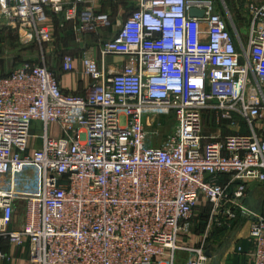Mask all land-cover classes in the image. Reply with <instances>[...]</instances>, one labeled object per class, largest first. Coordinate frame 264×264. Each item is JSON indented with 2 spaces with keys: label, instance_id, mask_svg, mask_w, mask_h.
<instances>
[{
  "label": "built area",
  "instance_id": "2783aa9c",
  "mask_svg": "<svg viewBox=\"0 0 264 264\" xmlns=\"http://www.w3.org/2000/svg\"><path fill=\"white\" fill-rule=\"evenodd\" d=\"M120 1L0 0L24 43H49L54 15L81 36L119 23L97 55L80 40L83 93L45 63L0 76V241L31 264H175L177 252L213 264L182 238L205 199L229 229L249 217L251 263L264 264V212L244 203L264 183V0H248L245 34L213 0H124L116 18L94 5ZM0 258L12 259L1 246Z\"/></svg>",
  "mask_w": 264,
  "mask_h": 264
},
{
  "label": "rangeland",
  "instance_id": "374dc122",
  "mask_svg": "<svg viewBox=\"0 0 264 264\" xmlns=\"http://www.w3.org/2000/svg\"><path fill=\"white\" fill-rule=\"evenodd\" d=\"M217 9L225 16L230 23L229 27L234 31L245 34L249 25L248 0H213ZM112 8L113 16L116 15L114 6L105 4L102 8ZM127 8V7H126ZM4 18L0 15V68L11 71L15 70L23 62H34L37 64H47L50 68L59 71L62 70L63 58L66 54H73L75 58L81 57L82 48L80 40L83 42L88 39L89 45L92 39L97 36H81L75 31V26L66 21L64 17H51V40L47 44H40L36 40L31 43H24L20 37L19 29L6 26ZM119 23L101 33L104 39H110ZM117 28V27H116ZM94 44L90 45V48ZM88 46L87 44L85 45ZM84 46V47H85ZM92 52L97 55V47L92 48ZM110 59V58H109ZM63 71V70H62ZM0 69V75L3 74ZM164 127L160 137L154 142L155 145H161L166 136L173 130L175 119L173 117L163 120ZM214 130V129H211ZM210 129L205 133L211 132ZM34 133L39 134L40 130L35 128ZM214 206L211 202L203 200L196 208L191 220V226L182 238L185 241H192L194 244H203L207 251L218 257L222 264H252L250 251L251 243L246 239L248 234L249 217L240 214L235 220L231 229L225 224L219 223L220 217L213 212ZM219 218V219H218ZM241 246L243 251H239ZM187 253L177 252L175 264H185Z\"/></svg>",
  "mask_w": 264,
  "mask_h": 264
},
{
  "label": "crops",
  "instance_id": "0c3cea01",
  "mask_svg": "<svg viewBox=\"0 0 264 264\" xmlns=\"http://www.w3.org/2000/svg\"><path fill=\"white\" fill-rule=\"evenodd\" d=\"M94 5H95L96 9L99 11L112 12L111 7L103 9L102 6L105 4H103L101 2H98ZM120 8L119 9L117 8L118 11L116 12V15H117V13H119ZM55 17L60 18L62 16H55ZM4 22H5L6 26H13V25L9 24L7 21H4ZM116 27H115V31L111 32V35H113V36H115V34L118 31L119 26H116ZM103 40H106V39H104L103 37H101V38L96 37L95 39L91 40L92 41L91 44H94L93 47L94 46L97 47L98 42L103 41ZM87 41H88V39L86 40V44L88 45V49H91V51H92L93 47L90 48L91 44L89 45V42L87 43ZM81 46H83V45H81ZM82 55H83V53L79 54V56H81V57L77 56L75 58V70L73 72L65 73L62 70H59V71L54 70L60 79V83H61L62 88L66 92L83 93L90 84L89 78L85 74V70H84V66H83V62H82ZM121 60L123 61V59L121 57H112L110 59V61H113V62H118ZM0 69L2 71H5L0 76H4V75L9 74L13 71V70L7 71V70H4V68H0ZM220 181L222 183L226 182L224 180V178H221ZM250 194H253L255 199H257V200H259L261 198L264 199V183L253 184L250 187V191H249L248 196ZM19 207H20L19 210L16 212V214L14 216L13 227H16V228L20 227L24 223V210L21 206H19ZM0 246L12 258L11 260H7L6 258H0V264H31L30 259H29L28 249L26 247H12L8 243L3 242V241H0Z\"/></svg>",
  "mask_w": 264,
  "mask_h": 264
},
{
  "label": "water",
  "instance_id": "95a60500",
  "mask_svg": "<svg viewBox=\"0 0 264 264\" xmlns=\"http://www.w3.org/2000/svg\"><path fill=\"white\" fill-rule=\"evenodd\" d=\"M191 14L194 16H203L204 11L193 8L191 10ZM246 207L252 211H254L258 215H262L264 212V199L261 198L259 200L255 199L253 194H250L247 198H245ZM207 255L213 259V264H222L218 257L214 256L211 252H207Z\"/></svg>",
  "mask_w": 264,
  "mask_h": 264
},
{
  "label": "trees",
  "instance_id": "16d2710c",
  "mask_svg": "<svg viewBox=\"0 0 264 264\" xmlns=\"http://www.w3.org/2000/svg\"><path fill=\"white\" fill-rule=\"evenodd\" d=\"M103 4H109V5H111V6H114L115 7V9H116V11L115 12H117L118 11V9L122 6H126V3H125V1L124 0H121L120 2H118V3H114V2H104ZM127 7V6H126ZM118 8V9H117ZM107 12V11H106ZM108 13H110L112 16L114 15L112 12H108ZM117 15H118V13H117ZM54 17H55V15H54ZM113 18H116L115 16H113ZM86 35H92V34H86ZM92 36H97L98 38H101V35H97V34H94V35H92ZM81 46V45H80ZM81 48H82V52L81 53H83L84 52V48L81 46ZM48 66V65H47ZM49 67V66H48ZM50 68V67H49ZM51 70H53L54 71V69H52V68H50ZM55 72V71H54ZM56 73V72H55ZM58 76V75H57ZM59 78V77H58Z\"/></svg>",
  "mask_w": 264,
  "mask_h": 264
}]
</instances>
